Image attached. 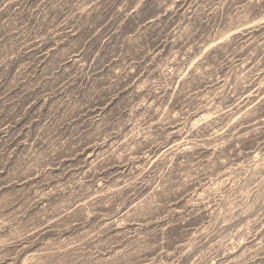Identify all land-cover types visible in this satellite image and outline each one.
Instances as JSON below:
<instances>
[{"label": "rangeland", "instance_id": "1", "mask_svg": "<svg viewBox=\"0 0 264 264\" xmlns=\"http://www.w3.org/2000/svg\"><path fill=\"white\" fill-rule=\"evenodd\" d=\"M0 264H264V0H0Z\"/></svg>", "mask_w": 264, "mask_h": 264}]
</instances>
